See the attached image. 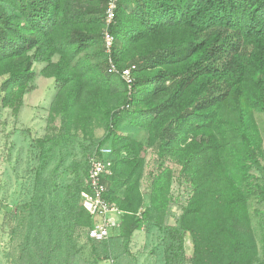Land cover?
<instances>
[{
	"label": "trees",
	"instance_id": "16d2710c",
	"mask_svg": "<svg viewBox=\"0 0 264 264\" xmlns=\"http://www.w3.org/2000/svg\"><path fill=\"white\" fill-rule=\"evenodd\" d=\"M110 2L0 0L1 106L17 117L34 90V63L45 65L41 75L57 89L50 124L56 116L63 128L106 121L96 153L111 142L106 199L124 212L115 238L130 240L171 212L175 172L168 165L151 174L143 209L140 183L147 152L156 147L189 184L171 231L181 241L192 238V264H264L249 205L262 150L254 115L264 114V0H116L108 23ZM105 31L114 38L109 53ZM110 61L120 71L135 67L131 90L109 71ZM122 121L146 130L147 144L120 134ZM39 196L25 207L33 226L18 264H52L59 255L76 264L84 234L99 261L109 259L114 237L90 238L94 218L83 204L68 201L65 221L49 224L47 200Z\"/></svg>",
	"mask_w": 264,
	"mask_h": 264
},
{
	"label": "rangeland",
	"instance_id": "374dc122",
	"mask_svg": "<svg viewBox=\"0 0 264 264\" xmlns=\"http://www.w3.org/2000/svg\"><path fill=\"white\" fill-rule=\"evenodd\" d=\"M57 60L55 57L54 61ZM44 66L34 63V90L24 97V105L17 117L0 103V264L20 262L22 245L33 226L25 207L35 193L47 200L49 224L65 221L68 201L84 205L92 197L89 161L97 154L98 142L107 134L106 121L100 116L88 124L77 122L69 128H63L60 116L50 124L57 89L53 79L41 75ZM120 91L116 105L124 97L123 89ZM254 117L262 150L258 154L259 164L251 170L253 190L249 205L260 259L264 260V114L256 113ZM118 132L147 144V131L127 121H122ZM47 136L50 141L42 148L38 140ZM110 152L109 141L102 147L100 157L111 159ZM161 165L173 167L175 172L170 191V214L159 224L148 221L130 240L123 236L109 239L111 254L105 261H99L101 256L94 254L87 236L82 235L78 241L80 258L76 264H110V261L115 264H192V238L186 234L181 241L171 231L190 198L189 184L179 166L158 158L156 147L147 152L140 183L143 209L150 206L151 174H156ZM55 204L57 208H52ZM26 216L29 218H24ZM100 222L101 219H95L94 226ZM52 264H64V256L59 255Z\"/></svg>",
	"mask_w": 264,
	"mask_h": 264
},
{
	"label": "built area",
	"instance_id": "2783aa9c",
	"mask_svg": "<svg viewBox=\"0 0 264 264\" xmlns=\"http://www.w3.org/2000/svg\"><path fill=\"white\" fill-rule=\"evenodd\" d=\"M115 8L116 0H111L107 11L108 23L113 20ZM104 40L107 52L109 53L114 43V38L108 31H105ZM110 63L109 71L120 74V77L128 85L129 90H131L134 82L133 70L135 67H129L120 71L112 61ZM112 166L113 162L111 159H103L99 155L97 156V154L93 155L89 161L88 179L92 190V197L84 203V206L92 214L94 220L101 219V222L93 226L88 232L90 238L96 241H105L111 237L118 236L121 218L124 214L116 205L106 199L108 189L104 181L112 174ZM109 263L115 264L114 261H110Z\"/></svg>",
	"mask_w": 264,
	"mask_h": 264
}]
</instances>
